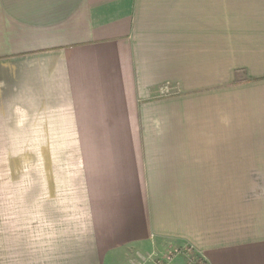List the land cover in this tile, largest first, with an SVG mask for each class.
Segmentation results:
<instances>
[{"label": "crops", "instance_id": "obj_1", "mask_svg": "<svg viewBox=\"0 0 264 264\" xmlns=\"http://www.w3.org/2000/svg\"><path fill=\"white\" fill-rule=\"evenodd\" d=\"M185 245L264 264V0H0V264Z\"/></svg>", "mask_w": 264, "mask_h": 264}, {"label": "built area", "instance_id": "obj_2", "mask_svg": "<svg viewBox=\"0 0 264 264\" xmlns=\"http://www.w3.org/2000/svg\"><path fill=\"white\" fill-rule=\"evenodd\" d=\"M188 257L187 264H207V260L205 256L196 251L191 245L189 246H181L175 247L172 251H170L165 257H161L155 260V264H173L175 259L179 256ZM144 262L147 259H142ZM142 264V263H139Z\"/></svg>", "mask_w": 264, "mask_h": 264}, {"label": "rangeland", "instance_id": "obj_3", "mask_svg": "<svg viewBox=\"0 0 264 264\" xmlns=\"http://www.w3.org/2000/svg\"><path fill=\"white\" fill-rule=\"evenodd\" d=\"M164 91L166 92V93H168V91H169V88L168 87H166L165 89H164ZM185 246H189L190 247V245H185ZM193 247V246H192ZM196 251H197V249L195 248V247H193ZM199 252V251H198ZM201 253V252H200ZM183 257V263L182 264H187L188 263V257H186V256H182ZM139 263H142V264H153V262L152 261H150V262H147V261H143L142 259H139V260H137L136 262H133V264H139ZM132 264V263H131ZM174 264V263H173Z\"/></svg>", "mask_w": 264, "mask_h": 264}]
</instances>
